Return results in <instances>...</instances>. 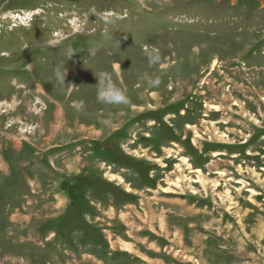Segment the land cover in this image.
<instances>
[{
  "label": "rangeland",
  "instance_id": "1",
  "mask_svg": "<svg viewBox=\"0 0 264 264\" xmlns=\"http://www.w3.org/2000/svg\"><path fill=\"white\" fill-rule=\"evenodd\" d=\"M0 264H264V0H0Z\"/></svg>",
  "mask_w": 264,
  "mask_h": 264
},
{
  "label": "clouds",
  "instance_id": "2",
  "mask_svg": "<svg viewBox=\"0 0 264 264\" xmlns=\"http://www.w3.org/2000/svg\"><path fill=\"white\" fill-rule=\"evenodd\" d=\"M96 48L91 49V54H95ZM143 54L148 60V66L153 67L161 64V53L160 49L155 46L145 45L142 48ZM76 53L71 45L65 49V55L67 60L70 59L73 54ZM113 71H101L95 75L97 83L94 85L96 89V101L97 103L110 105V106H127L130 104V98L127 94V89L120 85L119 78L121 74V65L113 64ZM55 80L58 84H65L66 76L68 75L65 64H60L53 69ZM115 75L116 80L113 79ZM144 79L147 81L150 87H158L161 84L160 76H155L154 78L149 77L146 73ZM74 86V85H73ZM83 101L79 102V108L83 109Z\"/></svg>",
  "mask_w": 264,
  "mask_h": 264
},
{
  "label": "bare ground",
  "instance_id": "3",
  "mask_svg": "<svg viewBox=\"0 0 264 264\" xmlns=\"http://www.w3.org/2000/svg\"><path fill=\"white\" fill-rule=\"evenodd\" d=\"M78 57V56H77ZM181 160L183 161V162H186L187 164H188V162H187V159L186 158H184V157H181ZM187 166V165H186ZM114 176V175H113ZM118 177V181H119V183H123V179H122V177H120V176H117ZM204 177V176H203ZM112 178H114V177H112ZM204 180V179H203ZM128 189H130L129 187L127 188V190ZM222 195V194H221Z\"/></svg>",
  "mask_w": 264,
  "mask_h": 264
}]
</instances>
